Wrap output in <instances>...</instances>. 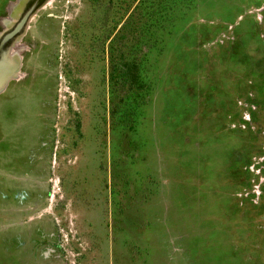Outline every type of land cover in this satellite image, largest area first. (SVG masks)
<instances>
[{
  "label": "rangeland",
  "instance_id": "rangeland-1",
  "mask_svg": "<svg viewBox=\"0 0 264 264\" xmlns=\"http://www.w3.org/2000/svg\"><path fill=\"white\" fill-rule=\"evenodd\" d=\"M42 2L0 0V264H264V0Z\"/></svg>",
  "mask_w": 264,
  "mask_h": 264
},
{
  "label": "water",
  "instance_id": "water-1",
  "mask_svg": "<svg viewBox=\"0 0 264 264\" xmlns=\"http://www.w3.org/2000/svg\"><path fill=\"white\" fill-rule=\"evenodd\" d=\"M43 2H42V0H18V4L15 6H19V12H18V14L15 13V18L13 17L14 19L11 22V25L9 27V31L5 33V35L8 34V35H6V38L14 37L17 35L19 36L21 33H23L25 25H26V23L30 17V12L28 10L30 7H32L31 3H33V5H34L33 7H35V9H36V8H39ZM5 35H2V37ZM6 59L7 58H5V57L0 58V62L5 61Z\"/></svg>",
  "mask_w": 264,
  "mask_h": 264
},
{
  "label": "bare ground",
  "instance_id": "bare-ground-1",
  "mask_svg": "<svg viewBox=\"0 0 264 264\" xmlns=\"http://www.w3.org/2000/svg\"><path fill=\"white\" fill-rule=\"evenodd\" d=\"M18 12H19V6H18ZM18 14V13H17ZM14 18H15V16H14Z\"/></svg>",
  "mask_w": 264,
  "mask_h": 264
}]
</instances>
